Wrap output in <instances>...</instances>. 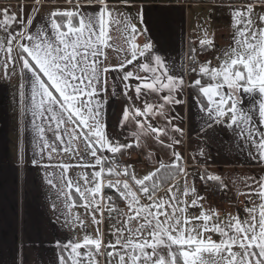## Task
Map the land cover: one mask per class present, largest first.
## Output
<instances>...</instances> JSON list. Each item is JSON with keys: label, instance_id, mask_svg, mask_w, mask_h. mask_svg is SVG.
Returning <instances> with one entry per match:
<instances>
[{"label": "snow or ice", "instance_id": "snow-or-ice-1", "mask_svg": "<svg viewBox=\"0 0 264 264\" xmlns=\"http://www.w3.org/2000/svg\"><path fill=\"white\" fill-rule=\"evenodd\" d=\"M228 6L227 47L218 48L215 33L200 26L202 35L192 42L198 47L189 49L187 64L162 54L145 0H22L17 13L3 10L0 67L4 79L19 70L21 103L33 118L32 164L45 169L66 208L83 207L96 228L93 236L81 215L62 212L73 236L77 227L84 234L57 241V264H264V175L225 179L205 169L197 176L177 150L185 131L176 109L187 103V91L202 114L197 134L214 138L220 129L229 130L240 141L236 147L264 168V0ZM41 10L45 14L37 23ZM205 53L211 56L200 61ZM115 96L123 98L124 107L113 125L120 131L113 134L104 109L107 97ZM134 148L154 165L142 177L117 160ZM54 154L78 158L77 164L43 163ZM198 155L205 156L202 148ZM19 161L23 166V147ZM72 167L92 172L71 177ZM49 168L60 174H48ZM197 179L205 190L209 182L223 191L231 185L249 197L243 215L227 213L220 221V212L205 206ZM165 187L166 196H160ZM106 220L111 222L107 242L100 230Z\"/></svg>", "mask_w": 264, "mask_h": 264}, {"label": "crops", "instance_id": "crops-1", "mask_svg": "<svg viewBox=\"0 0 264 264\" xmlns=\"http://www.w3.org/2000/svg\"><path fill=\"white\" fill-rule=\"evenodd\" d=\"M229 2L239 6L242 0H145L147 17L154 31L158 32L162 39V54L169 58V62L176 61L178 64L183 58L187 64L188 46L198 47L190 41L187 34L189 23L188 9L192 7H207L218 9L213 17L215 21L222 19L230 21ZM22 0H0V15L5 8L12 12H18V6ZM62 7H70L61 4ZM53 5L49 4L51 10ZM135 14V9H132ZM41 10L37 17V23H41L44 16ZM15 27V26H13ZM225 29H221L220 34L215 33V43L218 48H226L231 41L230 35L225 38ZM212 33V32H211ZM214 33V32H213ZM210 34V33H209ZM2 35V34H0ZM143 42V37H139ZM197 41V40H194ZM110 55H115L110 52ZM3 68L0 67V264H57L59 250L56 247L57 241L67 242L70 238L80 239L83 232L79 227L75 229V236L64 225L62 212H70L72 215L79 214L85 220L87 231L95 236L96 228L91 222L90 216L85 213L83 207L66 208L65 197L58 195L57 189L50 186L46 179V171L43 167L32 164L34 156L32 130V116L26 111L25 105L21 103L19 84L21 82L19 70L10 79L3 78ZM12 71L11 66L8 69ZM189 79H191L189 77ZM187 103L180 105L176 111L183 118V123L179 126L184 129L183 144L177 146V150L187 161V167L195 166V174L198 176L205 169L207 172L220 174L225 179L231 177L238 179L245 175L259 177L264 175V168L258 166L257 162L248 158L246 152H242L236 147L240 143L227 129H220L214 138H205L198 135L201 125V113L198 112L193 96L186 91ZM108 103L104 109L106 113L108 130L115 134L120 129L114 128L116 121L120 117L124 107L121 96L107 97ZM40 123V121H37ZM175 123V121H174ZM51 139L52 134L46 133ZM123 140L124 137L122 136ZM130 142V141H129ZM24 149V164L20 165V149ZM158 148V146H157ZM203 149L205 156L198 155V151ZM132 155V166L138 177H142L148 171L153 170L152 165L146 156L141 154L140 149L129 150ZM158 154H163V150L158 149ZM192 157H196L195 160ZM167 159V155H164ZM206 158V159H205ZM78 158L73 159L67 154H54V159L49 161L47 156L43 163L57 164L60 162L76 165ZM92 172V169L80 167L70 168L68 175L78 177L84 172ZM48 174L59 175L60 169L49 168ZM191 183L193 176H188ZM177 181H172L176 183ZM82 183V181H81ZM178 183L183 186L184 178L179 177ZM203 182L196 180V187L199 191ZM241 191H246L243 185ZM229 189L237 194L240 204V211L243 215L245 202L249 197L239 195L235 189ZM165 187L159 195L166 196ZM201 194V192H200ZM72 197L78 201V196L72 191ZM145 202L146 201H142ZM125 209V203L121 201ZM205 206H211L204 201ZM55 206V207H54ZM126 210V209H125ZM192 211L198 212L199 209ZM226 214H220L219 218L225 220ZM57 217H60L58 220ZM99 218V215H97ZM111 222L105 221L100 225V230L109 226ZM94 228L93 230H91Z\"/></svg>", "mask_w": 264, "mask_h": 264}, {"label": "rangeland", "instance_id": "rangeland-1", "mask_svg": "<svg viewBox=\"0 0 264 264\" xmlns=\"http://www.w3.org/2000/svg\"><path fill=\"white\" fill-rule=\"evenodd\" d=\"M223 1H225V0H223ZM218 11L219 10L216 8L212 10L211 8H207V7H192L191 6L188 9L189 23L187 26V34H188V38L190 41L198 40V38L202 35V28L207 29L210 34H211V32L220 34V31L223 28V29H225V30H223V31H225V38L227 37V35H228V37L230 35H232V28L230 26L231 20L225 21L222 19L221 21H219V20L215 21V19H213V17L215 16V13ZM209 15H212L213 17L210 18ZM200 26H202V28ZM231 37L232 36H230V38ZM210 56H211V53L199 54L198 59L200 61H204L205 59L209 58ZM213 204H214V206H212V207L214 209L218 210L222 216L230 210L229 208H226L222 203H218L217 201H214ZM237 212L238 211H236V210H232L231 213L233 215H235ZM105 217H107V212H105ZM225 219H226V216H225ZM219 220L222 221L221 218H219ZM110 227H111V225L109 226V228ZM93 229L94 228H92L91 230H93ZM107 230H108L107 226L104 228V225H103L102 232H104L105 242H107L110 239ZM94 232L96 233V231H94ZM214 238L219 239L218 236L214 237ZM101 259H103V258H101Z\"/></svg>", "mask_w": 264, "mask_h": 264}, {"label": "built area", "instance_id": "built-area-1", "mask_svg": "<svg viewBox=\"0 0 264 264\" xmlns=\"http://www.w3.org/2000/svg\"><path fill=\"white\" fill-rule=\"evenodd\" d=\"M188 63V61H187ZM192 78V77H190ZM118 163L121 167L125 165H132L133 159L132 155H124L123 157L118 156L117 157ZM119 179L123 180L124 177L121 176ZM206 186L203 184L201 188V195L206 197L207 203H209L211 206H214V201H217L218 203H222L226 208H229L230 210L227 213H231L232 210L240 211V204L239 199L237 197V194L232 192L230 189L228 191H223L221 189H218L215 183L209 182L207 185V190H205ZM113 194V193H112ZM116 204L119 208L122 209L123 205L120 200H116ZM226 213V214H227Z\"/></svg>", "mask_w": 264, "mask_h": 264}, {"label": "trees", "instance_id": "trees-1", "mask_svg": "<svg viewBox=\"0 0 264 264\" xmlns=\"http://www.w3.org/2000/svg\"><path fill=\"white\" fill-rule=\"evenodd\" d=\"M189 49H190V47L188 46V53H189ZM217 186V185H216ZM219 189V188H218ZM107 194H112L113 192H112V190H109V189H105L104 190Z\"/></svg>", "mask_w": 264, "mask_h": 264}]
</instances>
